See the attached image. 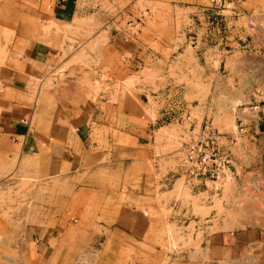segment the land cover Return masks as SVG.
<instances>
[{
  "label": "rangeland",
  "instance_id": "obj_1",
  "mask_svg": "<svg viewBox=\"0 0 264 264\" xmlns=\"http://www.w3.org/2000/svg\"><path fill=\"white\" fill-rule=\"evenodd\" d=\"M212 1L78 0L76 23L59 26L44 0H0V92L18 81L9 46L19 34L56 52L43 79L21 80L31 96L74 90L94 107L92 151L58 177L39 179L24 159L31 142L0 135V264H206V240L236 231L256 235V263L264 251V0ZM120 31L167 59V77H115L109 35ZM118 114L121 126L145 134L131 147L138 155L109 148ZM209 130L230 161L213 188L181 170L187 145ZM134 197L164 217L154 248L116 232L119 206ZM39 229L55 230L42 260L29 254ZM50 244L65 255L52 258Z\"/></svg>",
  "mask_w": 264,
  "mask_h": 264
},
{
  "label": "crops",
  "instance_id": "obj_2",
  "mask_svg": "<svg viewBox=\"0 0 264 264\" xmlns=\"http://www.w3.org/2000/svg\"><path fill=\"white\" fill-rule=\"evenodd\" d=\"M78 0H44V8L51 22L59 26L74 25L79 14ZM109 55L112 56V72L117 78H132L144 74H153L156 78H166L172 65L163 56L154 51H147L143 44L136 43L122 31L109 35ZM2 40V38L0 39ZM3 49V46H0ZM11 74L18 81H11L0 92V135L30 141V158L36 167L39 179L58 177L69 171L76 159L91 152L86 140L94 116V107L74 90H65L59 94H31L24 88L21 80L43 79L50 69V59L56 55L53 48L42 44L36 39L17 34L9 46ZM13 62H12V61ZM130 120H135L131 114H126ZM100 119V118H99ZM120 114L118 121L108 135V145L114 151H128L138 155L139 148L133 147L135 142L145 134L140 127L121 126ZM127 120V119H126ZM129 142V146L126 145ZM23 148H26L24 145ZM146 153L154 154L155 148L144 149ZM150 201L142 202L141 198L128 199L118 208L115 229L133 240V244H141L154 248L163 240L156 234L164 231L165 220L157 213ZM151 203V202H150ZM38 239L33 234L29 237V254L42 260L45 249L53 241L55 230L47 232L36 230ZM157 237V238H156ZM256 235L252 232L236 231L213 235L206 240L208 251L206 264L218 260H226L234 264H250L251 252ZM260 239V237H259ZM59 243V242H58ZM57 243V244H58ZM57 244H50L52 258L61 259L69 250L66 242L65 254L57 256ZM52 245V246H51ZM122 250V245L119 246ZM42 250V251H41ZM73 249L69 255L72 257ZM68 253V252H67ZM57 262V261H56ZM185 264H202L185 263ZM255 264H264V251L258 255Z\"/></svg>",
  "mask_w": 264,
  "mask_h": 264
},
{
  "label": "built area",
  "instance_id": "obj_3",
  "mask_svg": "<svg viewBox=\"0 0 264 264\" xmlns=\"http://www.w3.org/2000/svg\"><path fill=\"white\" fill-rule=\"evenodd\" d=\"M225 1L213 0L212 2L219 7ZM238 1L241 2V0ZM249 25L254 27V22L250 21ZM219 148V137L213 133V130L205 132L198 140L188 144L181 166L183 174L192 182L213 188V180L219 181L226 166L230 165V161L226 156L223 157ZM219 187L215 186L216 189Z\"/></svg>",
  "mask_w": 264,
  "mask_h": 264
},
{
  "label": "bare ground",
  "instance_id": "obj_4",
  "mask_svg": "<svg viewBox=\"0 0 264 264\" xmlns=\"http://www.w3.org/2000/svg\"><path fill=\"white\" fill-rule=\"evenodd\" d=\"M262 117H263V116H262ZM248 208H250L249 204H248L247 208H245L244 210H242L243 213H247V214L249 213V214H250V210H248ZM253 208H254V207H253ZM252 210H253V209H252ZM240 211H241V210H240ZM240 211H239V213L242 214V211H241V212H240ZM249 214H248V215H249ZM245 215H246V214H245ZM19 249H20V248H19ZM82 260H83V259H82ZM83 264H84V263H83Z\"/></svg>",
  "mask_w": 264,
  "mask_h": 264
}]
</instances>
